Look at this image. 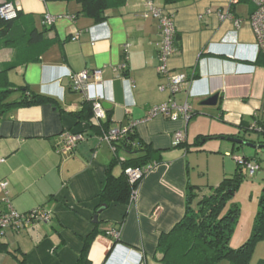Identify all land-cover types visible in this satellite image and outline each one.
Listing matches in <instances>:
<instances>
[{"label":"crops","instance_id":"0c3cea01","mask_svg":"<svg viewBox=\"0 0 264 264\" xmlns=\"http://www.w3.org/2000/svg\"><path fill=\"white\" fill-rule=\"evenodd\" d=\"M148 1L127 0L108 10L101 23L83 14L75 1H18L26 31H45L48 45L40 54L38 49L30 51L32 46L0 49V70L14 63L7 76L15 89L55 100L0 114V212L9 210L10 201L20 213L42 206L53 217L49 223L8 229L0 237V264H77L84 239L96 224L103 232L91 244V264H163L160 236L183 218L188 185L200 186L192 181L189 145L199 135L229 140L254 132L263 139L254 128L258 119L264 124V65L258 61L249 21L254 4L192 0L166 5L164 0H151L172 14L176 27L168 76L181 73L190 81L172 94L167 86L162 88L168 76L158 71L161 29L156 17L144 16ZM47 13L57 16L48 28ZM83 70L91 75V94L110 105L109 126L137 122L138 138L161 160L142 180L135 205L112 203L98 214L97 222L94 216L108 167L116 156L126 160L130 155L124 150L116 153L102 139L93 127L98 125L93 113L78 115L88 101L72 89L71 73ZM95 71H101L98 80ZM21 94L16 91L12 98ZM215 94L217 105H201ZM171 97L191 105L188 122L162 115L142 122L149 109ZM65 131L84 136L71 154L57 149ZM178 131H184L187 147L175 145ZM227 154L235 160L232 151ZM121 170L122 165L115 164L114 173ZM114 229L121 231L117 241L110 234Z\"/></svg>","mask_w":264,"mask_h":264},{"label":"trees","instance_id":"16d2710c","mask_svg":"<svg viewBox=\"0 0 264 264\" xmlns=\"http://www.w3.org/2000/svg\"><path fill=\"white\" fill-rule=\"evenodd\" d=\"M19 0H0V5L5 2L17 3ZM58 1V0H45ZM75 1L81 6V12L93 19L95 23H101L107 18V11L113 8L123 6L127 0H61ZM192 0H164V4L172 5ZM21 10L17 17L12 20H3L0 17V49L2 48H26L32 46L29 50L38 53L48 45L45 38V31L39 32L33 29L26 31V24L23 22ZM45 27H51L45 24ZM29 44V46H24ZM258 61L264 65V54H259ZM15 65L8 62L5 68L0 70V114L10 111L14 108L23 106L41 105L53 102L52 97L28 92L27 89H15L9 82L7 72ZM21 91L19 98L13 99L14 92ZM85 106L78 113L79 116L92 114V103H84ZM110 109H106L107 118L100 125H93L100 135L108 131L111 127ZM255 129H259L263 139L258 142L264 143L263 122L258 119ZM260 126V127H257ZM249 129V128H248ZM254 130V129H253ZM256 131V130H255ZM259 133V134H260ZM208 135H199L193 144L189 146H200L206 141ZM254 142V141H252ZM184 143L179 146H184ZM187 144V143H186ZM187 147V145H185ZM118 150H124L130 157L121 160L116 156L110 163L107 170L106 183L100 194V206H110L112 203L130 204V198L134 189L140 186V182L135 184L130 182L126 169L129 167H146L151 164H159L160 156L151 145L141 141L135 130H131L127 136L116 145ZM190 150V149H189ZM261 163L257 158L245 157ZM122 165L121 173L115 174L113 168L115 164ZM258 170V171H259ZM257 173V172H256ZM255 173V174H256ZM244 169L239 167L235 174L225 176L216 186H211L205 190L201 186L189 184L186 193V210L183 218L167 233H162L158 243V250L162 252L161 262L163 264H216L221 259H228L231 264H250L251 258L259 242L264 241V186L259 197L258 210L254 218L252 231L249 238L238 248H231V237L235 232L240 217V209L233 202L234 196L239 188L241 181L245 178ZM254 174V175H255ZM144 179V178H143ZM103 231L95 229L84 239V248L80 254L77 264H91L89 259L90 247L98 234ZM115 241L119 239H115ZM24 263V261H21ZM257 264H264V259Z\"/></svg>","mask_w":264,"mask_h":264},{"label":"built area","instance_id":"2783aa9c","mask_svg":"<svg viewBox=\"0 0 264 264\" xmlns=\"http://www.w3.org/2000/svg\"><path fill=\"white\" fill-rule=\"evenodd\" d=\"M254 4V11L249 17V21L253 27L256 36V48L258 54H264V0H250ZM238 0H231V3H237ZM20 7L17 3L14 2H5L0 5V17L3 20H12L17 17ZM210 12V11H209ZM153 15L159 20V25L161 29L162 41L159 50V60L160 64L158 66V71L160 74L167 75L169 74V67L167 65L168 59L176 51L175 49V37H176V27L173 21V16L171 13L164 12L162 7H159L155 2L148 1L146 4V11L144 13L145 17ZM57 20V16H54L50 13L45 14L44 24L51 26ZM241 20L237 19L235 24L239 26ZM78 34L74 36L73 39H78ZM94 77L96 80L101 78V71H95ZM72 78V89L80 92L87 101L92 103L93 115L98 123L102 124L107 118L106 108L104 107L102 101L99 97L91 94L90 83L91 75L88 70H83L76 73H71ZM168 82L164 87H168L172 94H175L190 84V81L187 79L186 75L178 73L172 74L167 77ZM158 115H162L171 119L173 121L183 119L185 122H188L192 116V107L188 102L183 104H178V102L171 97L166 103L157 105L149 109L146 114V117L142 120L146 121L151 118H154ZM137 122H131L128 126L110 128L108 131L103 132L101 135L102 139L106 140L110 145L113 151H116V145L124 139L131 130L134 129ZM84 139V136L81 133H73L65 131L60 135V142L58 144V151L64 154H71L77 144ZM186 141V135L184 131H178L175 134V145H179ZM237 165L244 169L249 175L253 176L259 169V163L256 161H251L246 159L244 156H235ZM157 164H149L146 167H129L126 169V174H128L130 182L135 184L140 182L149 173L156 167ZM141 183V182H140ZM141 185V184H140ZM3 188H6L7 183H2ZM140 187V186H139ZM139 187L134 189L130 198V206L136 204L138 199ZM9 203V210L5 213L0 212V237L8 230H19L22 228H27L35 223H49L52 220L53 214L40 206L34 208L27 213H20L13 208ZM110 234L113 238L119 239L121 231L119 229H114L110 231Z\"/></svg>","mask_w":264,"mask_h":264},{"label":"rangeland","instance_id":"374dc122","mask_svg":"<svg viewBox=\"0 0 264 264\" xmlns=\"http://www.w3.org/2000/svg\"><path fill=\"white\" fill-rule=\"evenodd\" d=\"M242 138L255 142L260 140L259 136L254 132L245 133ZM214 139L208 137L200 146V149L194 145L188 152V160L190 167H192L191 171L194 170L192 181L200 184L205 190H209L211 186L218 184L215 183L217 182L216 180H222L224 175L231 176L235 174L238 169L233 157L226 156L228 155L227 152L232 151L234 156L257 158L262 166V169L253 176L245 171L247 174L241 181L233 199V202L240 209V217L235 232L231 237L230 246L231 248H238L249 238L258 210L259 197L264 186V152L245 144L233 143L227 139ZM224 161H226V165ZM215 174H218L217 179H215ZM259 243L261 244L255 249L250 264H257L260 258H264V241ZM216 264H231V262L228 259H221Z\"/></svg>","mask_w":264,"mask_h":264},{"label":"water","instance_id":"95a60500","mask_svg":"<svg viewBox=\"0 0 264 264\" xmlns=\"http://www.w3.org/2000/svg\"><path fill=\"white\" fill-rule=\"evenodd\" d=\"M218 99H219V95L218 94H215L211 97H209L208 99L204 100L201 105H210V106H215L217 105V102H218ZM104 107L106 109L109 108V104L108 103H103ZM228 139L233 142V143H237V144H245L249 147H252L254 149H259V150H262V152H264V143L263 142H251V141H247L245 140L244 138H241V137H237V136H232V137H228ZM106 208V205H102L99 207V209L97 210V213L95 214L94 216V222H97L98 221V214L100 212H102L104 209Z\"/></svg>","mask_w":264,"mask_h":264}]
</instances>
